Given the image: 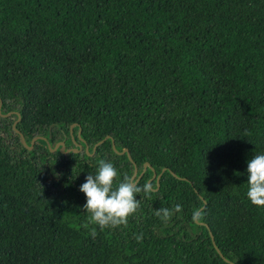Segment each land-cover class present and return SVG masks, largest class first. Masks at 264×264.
I'll return each instance as SVG.
<instances>
[{"label": "trees", "instance_id": "trees-1", "mask_svg": "<svg viewBox=\"0 0 264 264\" xmlns=\"http://www.w3.org/2000/svg\"><path fill=\"white\" fill-rule=\"evenodd\" d=\"M261 153L264 0H0V264H264ZM100 159L156 189L126 226L83 227Z\"/></svg>", "mask_w": 264, "mask_h": 264}, {"label": "clouds", "instance_id": "clouds-1", "mask_svg": "<svg viewBox=\"0 0 264 264\" xmlns=\"http://www.w3.org/2000/svg\"><path fill=\"white\" fill-rule=\"evenodd\" d=\"M247 191L248 200L257 207H264V153L253 155L247 162ZM118 170L109 161L100 159L95 173L85 177V182L79 186L86 202L83 205L85 212L89 213L88 222L83 225L88 228L90 224L97 225L100 230L108 227L127 225L128 218L135 214L140 207L137 194L143 193L151 198V193L156 189L153 184L145 182L142 186L128 176L117 182ZM182 210L180 204L169 209L161 207L154 209V215L161 218L165 223L171 217ZM203 216L200 210H194L193 220H199ZM96 228L91 229V235L95 237ZM137 241L142 240L137 235Z\"/></svg>", "mask_w": 264, "mask_h": 264}, {"label": "water", "instance_id": "water-1", "mask_svg": "<svg viewBox=\"0 0 264 264\" xmlns=\"http://www.w3.org/2000/svg\"><path fill=\"white\" fill-rule=\"evenodd\" d=\"M9 113H10V111L5 112V113H2V115H8ZM16 120H17V118L12 122V127H13V129L15 130V132L18 133L19 139H20L21 143H22L25 147H27V148H31V146H32V144H33V142H34V140H35L36 138H44V139H45L44 136L39 135V134H38V135L36 134V135H33V136L30 138L29 143H26L23 134H22L17 128L14 127V123H15ZM72 125H73V123H71V124L69 125V132L71 131V126H72ZM78 132H79V129L77 130V134H78ZM107 136H108V135H105L102 139L106 138ZM102 139H99L97 142H95V143L93 144L92 148L95 146L96 143L100 142ZM72 142L75 144V146H71V147L64 148V142H63V139H59V140L55 141L52 145H50V143H49L48 141H46V143H47V145L49 146V149H50V150H54V149H56V148H59V150H61V151H68V150H79V149L81 148V144H80L79 142H76V141H74V140H72ZM111 147H112L115 151H117V150L114 148V145H113V141H112V139H111ZM86 148H87V145H86V143L84 142V149L86 150ZM124 151L126 152L127 157L130 159L129 153H128V151L126 150L125 147H123L120 151H117V152L122 153V152H124ZM146 164H147V162H144L142 168H144V166H145ZM136 170H137V167H136L135 164H133V169H132V172H131V174H130L129 177L133 179V177L135 176L134 180H137V178L139 177V175H140V173H141V171H140L138 174H136ZM161 170H163V168H162ZM158 175H159V172L156 173L154 170H152V173H151L150 178H153V177H154V178L157 180ZM201 207H202V206H200V208H201ZM204 225L207 226L206 223H204ZM208 232H209V236H210L211 242H212L213 246L215 247L216 251L219 253L220 256L224 257V256L221 254V252L219 251L218 247L215 245V243H214V241H213V236H212L211 231L208 230ZM224 259H226V258L224 257ZM226 260H227V259H226ZM230 264H231V262H230Z\"/></svg>", "mask_w": 264, "mask_h": 264}]
</instances>
